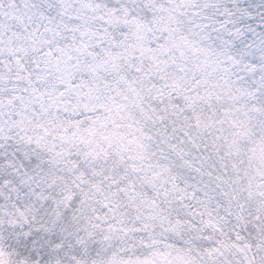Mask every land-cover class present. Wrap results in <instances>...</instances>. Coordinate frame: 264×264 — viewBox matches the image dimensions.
Listing matches in <instances>:
<instances>
[{"label": "snow or ice", "instance_id": "1", "mask_svg": "<svg viewBox=\"0 0 264 264\" xmlns=\"http://www.w3.org/2000/svg\"><path fill=\"white\" fill-rule=\"evenodd\" d=\"M0 264H264V0H0Z\"/></svg>", "mask_w": 264, "mask_h": 264}]
</instances>
